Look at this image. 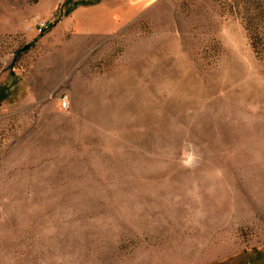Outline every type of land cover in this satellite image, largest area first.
I'll return each instance as SVG.
<instances>
[{
  "label": "rangeland",
  "instance_id": "374dc122",
  "mask_svg": "<svg viewBox=\"0 0 264 264\" xmlns=\"http://www.w3.org/2000/svg\"><path fill=\"white\" fill-rule=\"evenodd\" d=\"M0 264H264V0H0Z\"/></svg>",
  "mask_w": 264,
  "mask_h": 264
},
{
  "label": "built area",
  "instance_id": "2783aa9c",
  "mask_svg": "<svg viewBox=\"0 0 264 264\" xmlns=\"http://www.w3.org/2000/svg\"><path fill=\"white\" fill-rule=\"evenodd\" d=\"M61 106H62V109H65L67 107V101L65 97L61 99Z\"/></svg>",
  "mask_w": 264,
  "mask_h": 264
},
{
  "label": "bare ground",
  "instance_id": "6f19581e",
  "mask_svg": "<svg viewBox=\"0 0 264 264\" xmlns=\"http://www.w3.org/2000/svg\"><path fill=\"white\" fill-rule=\"evenodd\" d=\"M105 113V112H104ZM109 117V116H108ZM108 120V119H107Z\"/></svg>",
  "mask_w": 264,
  "mask_h": 264
},
{
  "label": "crops",
  "instance_id": "0c3cea01",
  "mask_svg": "<svg viewBox=\"0 0 264 264\" xmlns=\"http://www.w3.org/2000/svg\"><path fill=\"white\" fill-rule=\"evenodd\" d=\"M127 7H125V9H126Z\"/></svg>",
  "mask_w": 264,
  "mask_h": 264
}]
</instances>
